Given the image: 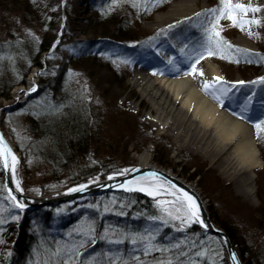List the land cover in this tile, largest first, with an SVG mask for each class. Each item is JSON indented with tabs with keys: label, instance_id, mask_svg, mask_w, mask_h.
<instances>
[{
	"label": "rangeland",
	"instance_id": "1",
	"mask_svg": "<svg viewBox=\"0 0 264 264\" xmlns=\"http://www.w3.org/2000/svg\"><path fill=\"white\" fill-rule=\"evenodd\" d=\"M29 1L0 0V93L20 81L23 73L29 70L25 84L14 86L10 99L0 98V128L20 158L25 191L33 196H42L62 191H46L51 183L65 181V190L77 185L71 184L75 179H80L79 184H82L121 175L138 165L141 154L149 152L153 165L159 166L155 159L169 162L168 167H159L172 171L196 187L208 212L212 207L218 224L235 230L240 243L237 248H243L246 253L244 260L256 258L264 264V131L255 127L260 124L264 129V0H252L254 8L260 9L252 12L259 22L255 23L253 47L237 42L246 27L239 9H231L230 13L237 21L244 22L243 30L240 26H233L231 19L221 18L217 23L216 15L219 13L214 15L211 10L223 8L221 0H195L197 11L161 25L156 24L157 15L167 14L174 3L182 0L172 2L162 12L154 13L152 8L148 10V6H143L146 10L144 14L138 10L142 6L139 2L130 10L122 11L127 14L126 23L117 22L111 26V30L120 28L128 31L132 38L104 40H99L101 36L81 35L79 27L75 26L77 21L89 16L84 0H57L52 8H48L50 0H33V14L24 12ZM229 2L240 4L238 0ZM38 5L46 7L38 9ZM53 15H56L55 19ZM144 15L147 19H142ZM217 31L231 48H217L214 43ZM210 36L213 42H210ZM47 38H51L52 46L40 53L39 46ZM81 47L89 49H79ZM208 47L213 49V55H208ZM183 51H188L189 56ZM201 54L203 59L195 63ZM36 57L42 68L31 67ZM47 59L51 62L53 73L58 72L61 66L68 71L64 90L70 108L77 112L81 106L92 108L89 149L84 157L61 160L59 170L64 177L56 180L52 178L44 153L51 147L50 141L30 128L32 119H35L34 122L41 120L35 109L36 101L30 96L41 83ZM207 60L215 64L223 76V82L215 88L224 89L225 94H217L221 95L224 104L241 112L254 130L262 166L256 170L253 198L239 192L235 181L221 173L219 160L213 162L186 145L178 150L171 134L157 131L145 116L151 106L141 100L139 92L130 84L137 68H143L149 76L157 77L162 70H171L184 62L188 66L195 64L199 70L205 67ZM20 89L23 90L19 92ZM137 103L139 105L135 108L133 105ZM17 104H22L24 108L9 114L8 109ZM195 173L199 176L192 179ZM160 183L164 188L157 195L133 190L152 197L161 215L159 219L150 220L149 232L139 240L154 237V232H160L166 220L180 227L191 224L172 219L164 211V208L172 210V205L162 202L175 201L176 197L168 194L169 185ZM86 198L66 203L59 211L72 206H76L77 211ZM16 204L20 203L12 201L5 191L0 168V264H19L18 257L11 252V239L25 218V210ZM54 259L35 260L32 264H61V260Z\"/></svg>",
	"mask_w": 264,
	"mask_h": 264
},
{
	"label": "trees",
	"instance_id": "2",
	"mask_svg": "<svg viewBox=\"0 0 264 264\" xmlns=\"http://www.w3.org/2000/svg\"><path fill=\"white\" fill-rule=\"evenodd\" d=\"M55 1L57 0L48 1L50 2L48 8H52ZM174 1L177 0H84L86 14L89 16L77 21L75 26L79 27L81 35L101 36L99 40L105 38L130 39L132 35L128 31H122L120 28L111 30V26L117 22L126 23L127 14H123L122 11L130 10L135 4L142 2L138 10L140 9L139 11L143 14L146 13V10H143L145 6H148V10L152 8L151 11L154 13L162 12ZM31 2L33 0L26 3L25 13H34L33 7L35 6ZM45 7L37 6L38 9ZM136 14L137 12L133 13V15ZM144 16L142 19H147L146 15ZM53 18L55 19L56 15H53ZM50 39L47 38L40 44V53L52 46ZM99 49H104V47ZM46 61L45 70L41 73V83L30 96L36 101L35 109L41 120L34 122L35 119H32L30 128L49 139L51 147L44 152L45 159L51 167L52 178L56 180L64 177L59 170L61 160L71 161L76 159V156L86 155L90 145L89 123L92 108L86 105V107L81 106L78 112L70 108L67 101L68 96L64 90L66 73H68L66 67L61 66L58 72L53 73L50 60ZM74 61L75 58L72 59V62ZM31 65V67H43L38 57ZM28 71L23 73L20 81L14 85L11 84L5 91L2 89L0 98L10 99L13 87L25 84ZM23 108L22 104H17L8 111L10 114ZM16 147L20 150L18 145ZM155 163L162 167L169 165V162L162 159H155ZM197 176L199 173L193 174L192 179ZM79 183H81L80 179H75L71 184ZM64 188H66L65 181H60L56 184L51 183L45 190L53 192ZM62 206L64 205L25 210V218L11 239V252L18 257L19 264H32L35 260L50 261L51 258L62 261L71 255L68 250L72 248H78L79 252L83 253L82 256H72V259L79 263L95 256V264H110V258L115 264H124V262L127 264H168V261L172 264H230L217 238L207 234L196 222L180 227L166 220L167 223L160 229V232H154V237L149 240H139L149 232L147 227H149L150 220L159 219L161 216L155 200L142 192L128 190L115 191L97 197L90 196L82 200L77 211H75L76 206L59 211ZM209 213L213 223L230 237L243 264H263L256 258L244 260L246 253L243 248L240 250L237 248L240 243L235 230L231 226L218 224L212 207L209 208ZM89 224L95 228V232L91 235L95 237L96 243L94 245L86 243L85 247L81 248L79 243L87 240L84 233L88 230ZM101 236H106V238L101 240ZM133 237H136L135 244L132 243ZM109 240L122 242L109 243ZM146 250L147 254H145ZM57 252L59 255H56Z\"/></svg>",
	"mask_w": 264,
	"mask_h": 264
},
{
	"label": "bare ground",
	"instance_id": "3",
	"mask_svg": "<svg viewBox=\"0 0 264 264\" xmlns=\"http://www.w3.org/2000/svg\"><path fill=\"white\" fill-rule=\"evenodd\" d=\"M238 1L245 7L251 5L254 8L252 0ZM197 10L198 4L195 0L176 2L167 14L157 15L156 24L161 25L176 17L188 16ZM242 17L246 27L244 35L237 42L253 47L256 24H249L247 21L256 19L252 12H247ZM183 53L189 56L188 51ZM190 66L184 62L171 70H162L157 77H151L143 68H137L130 84L139 92L141 100L147 101L151 106L145 116L157 131L171 134L178 150L186 145L213 162L219 160L221 173L235 181L239 192L253 198L256 170L262 166L254 130L241 112L226 104L221 107L210 95L204 93L202 85L205 81L211 82L214 77H219L222 79L215 86L223 82L218 67L207 60L205 67L198 70L203 75L196 74L194 78L193 75L186 74L191 72ZM138 105L137 103L133 106L137 108ZM11 153L17 163L13 173L12 160L9 157V170L12 184L17 189V182L19 187L23 185L24 177L19 166V156L13 148ZM149 165H153L151 154L144 152L139 156L137 166ZM154 183L156 182L152 180L138 179L133 188H149ZM178 194L181 193L173 196ZM15 202L18 203L16 200Z\"/></svg>",
	"mask_w": 264,
	"mask_h": 264
},
{
	"label": "water",
	"instance_id": "4",
	"mask_svg": "<svg viewBox=\"0 0 264 264\" xmlns=\"http://www.w3.org/2000/svg\"><path fill=\"white\" fill-rule=\"evenodd\" d=\"M0 137L3 138V143L7 146V148L10 150L11 148H13V151L15 152L14 147L12 146L9 139L5 137L1 128ZM0 168L4 178L5 191L7 193L11 192V195L15 196L16 201H18L24 209L52 207L71 202L75 203L78 202L79 199L88 196H102L107 193L126 190L125 186L133 188L135 181H137L141 177H147L149 173L155 172L161 178L160 181L166 183L167 185H169V183L171 185H175L176 189L180 190V193L187 192L190 196L193 197V199H195L200 221L203 222L197 223L207 232V234L219 239V241L222 243L230 264H243L238 251L234 247L230 237L224 230L217 227L211 220L206 203L205 201H203L196 187L191 183L179 178L170 170H165L155 165L136 166L121 175L113 176L111 179L107 178L104 180L90 181L87 183L72 186L59 192L43 196H33L25 191L22 184L20 185L19 189H16L13 186L9 166L7 168L4 166V161L2 158H0ZM73 189H76V191H72ZM233 255L236 257L235 260L232 259Z\"/></svg>",
	"mask_w": 264,
	"mask_h": 264
},
{
	"label": "snow or ice",
	"instance_id": "5",
	"mask_svg": "<svg viewBox=\"0 0 264 264\" xmlns=\"http://www.w3.org/2000/svg\"><path fill=\"white\" fill-rule=\"evenodd\" d=\"M221 2L223 4V8L211 10L214 15L219 13L218 15H216L217 23L219 22V20L221 18L231 19L233 21V26H240L242 30H243V23L244 22L237 21L236 19H234L230 13V10L231 9H239L241 15H243L247 12H258V11H260V9L258 7L253 8V7H251V5H249L247 7H245L243 4H239V3L232 5L229 2V0H221ZM247 23L254 24V23H259V22L256 20H250V21H247ZM215 36H216V39H215L214 43L217 45V48H220L221 46H227V48L232 47L230 44H228L227 41L220 38L218 31L215 32ZM209 40H210V42H213L211 36L209 37ZM206 51H207L208 55L214 54L213 49L211 47H208L206 49ZM221 58H223V57H221ZM200 59H203V54H201L200 56H198L196 58L195 63H199ZM262 59H264V57H262ZM191 68H192V71L190 73H186V74L193 75L194 78H195L196 74H199L201 76L203 75L202 71L198 72V70L195 67V64L191 65ZM221 79L222 78L214 77L211 82L205 81L202 85V89L206 95H210L213 100L217 101L220 104V106L223 107L224 101L221 99V95H218L217 93L219 92L221 94H225V90L222 88L221 89L215 88L216 82L220 81ZM241 118H243V117H241ZM255 127L260 131H264V129L261 128L260 124H256ZM9 157H11V160H12L11 169H12V172L14 173L15 172V164L17 163L16 158L14 156H12L11 150L7 148V146L3 143V138L0 137V158L3 159L4 166L6 168L9 166V160H8ZM111 178L112 177H109V179H111ZM140 179H141V181L148 179V180L155 181L156 183H154L149 189H144V188L135 189V188H129V187L125 186L126 190H129V191H132V190L147 191L149 195H157V194H160L161 190L164 188V185L162 183H160L161 178L155 172L149 173V175L147 177H141ZM16 187H17V189H19V183L18 182L16 184ZM169 187L171 189H173L172 192H168L169 195H174V194L180 192L179 189H176L175 185H171L169 183ZM72 191H76V189H73ZM9 198L12 201L16 200L15 196L11 195V192H9ZM162 203H170L172 205V210H169L168 208H164V211L167 212V214L172 219H179V220H181V223H185V222H187V223H192V222L203 223L202 221H200L199 212H198V208H197L195 199H193V197L190 196L187 192H183L181 194L176 195L175 201L162 202ZM16 206L22 207L21 204H16ZM164 222L167 223V221H164ZM93 232H95V228L91 224H89L88 230L84 233L87 240L86 241L82 240L79 243V247H81V248L85 247L86 243H92L93 245L96 243L95 237H93L91 235V233H93ZM105 238H106V236L100 237L101 240H103ZM108 242L109 243H121L122 241H111V240H109ZM135 242H136L135 240L132 241V243H134V244H135ZM68 251L71 253V255L67 259L62 260L61 264H79L78 261L72 259V256H82L83 253H80L78 248H72V249H69ZM145 254H147V250H146ZM56 255H59V252H57ZM232 259L235 260L236 257L233 255ZM95 260H96V258H95V256H93L92 259H85L83 261V264H95ZM110 264H115V262L112 261L111 258H110ZM124 264H127V262H124ZM168 264H172V262L168 261Z\"/></svg>",
	"mask_w": 264,
	"mask_h": 264
}]
</instances>
